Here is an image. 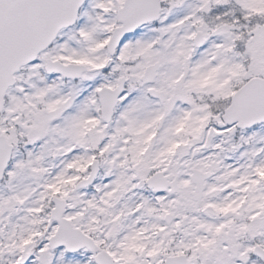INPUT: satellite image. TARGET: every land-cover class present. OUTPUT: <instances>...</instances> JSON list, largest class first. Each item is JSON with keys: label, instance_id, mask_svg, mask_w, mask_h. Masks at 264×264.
<instances>
[{"label": "snow or ice", "instance_id": "obj_1", "mask_svg": "<svg viewBox=\"0 0 264 264\" xmlns=\"http://www.w3.org/2000/svg\"><path fill=\"white\" fill-rule=\"evenodd\" d=\"M0 264H264V0H0Z\"/></svg>", "mask_w": 264, "mask_h": 264}]
</instances>
